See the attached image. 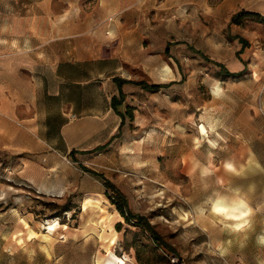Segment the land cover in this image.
I'll list each match as a JSON object with an SVG mask.
<instances>
[{"label":"rangeland","instance_id":"obj_1","mask_svg":"<svg viewBox=\"0 0 264 264\" xmlns=\"http://www.w3.org/2000/svg\"><path fill=\"white\" fill-rule=\"evenodd\" d=\"M243 30L257 40L240 76L204 61L202 77L171 94L167 120L126 108L131 140L76 166L62 198L9 185L0 166V264H264V26ZM104 180L159 244L125 222ZM95 184L103 196L85 193Z\"/></svg>","mask_w":264,"mask_h":264},{"label":"crops","instance_id":"obj_2","mask_svg":"<svg viewBox=\"0 0 264 264\" xmlns=\"http://www.w3.org/2000/svg\"><path fill=\"white\" fill-rule=\"evenodd\" d=\"M240 11L264 17V0H0L6 181L62 198L76 188V166L131 140L126 108L167 120L171 94L202 77L204 61L240 76L257 40L231 22ZM96 184L85 193L103 196Z\"/></svg>","mask_w":264,"mask_h":264},{"label":"trees","instance_id":"obj_3","mask_svg":"<svg viewBox=\"0 0 264 264\" xmlns=\"http://www.w3.org/2000/svg\"><path fill=\"white\" fill-rule=\"evenodd\" d=\"M246 21H251L255 23L262 24L264 26V17L257 13L253 12H247V11H240L233 15L231 22L235 25H242ZM225 77H236L237 75L235 74H230L225 72ZM149 90H157L158 86H150L146 87ZM106 145H103L99 147V149H103ZM104 187L107 191L113 192V196H108L110 201L112 202L113 205H115L117 211L121 214V216L124 218L125 222H132V224L136 227H140L146 231L152 241L154 243L159 244V239L153 232L152 228L149 226V224L146 222V220L143 217H140L138 215H134L132 212H125L126 208V200L125 198L118 192V190L107 180H104Z\"/></svg>","mask_w":264,"mask_h":264},{"label":"bare ground","instance_id":"obj_4","mask_svg":"<svg viewBox=\"0 0 264 264\" xmlns=\"http://www.w3.org/2000/svg\"><path fill=\"white\" fill-rule=\"evenodd\" d=\"M216 209H217V207H216ZM47 226H48V227H47L46 229H47V231L50 233V232H53V231H54V228H55L56 225L53 224V223H48ZM30 236H33V235L30 234Z\"/></svg>","mask_w":264,"mask_h":264}]
</instances>
